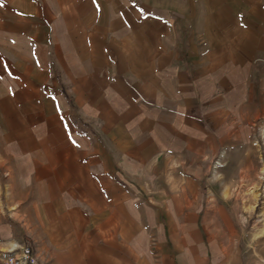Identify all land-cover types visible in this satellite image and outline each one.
Here are the masks:
<instances>
[{
  "label": "crops",
  "instance_id": "1",
  "mask_svg": "<svg viewBox=\"0 0 264 264\" xmlns=\"http://www.w3.org/2000/svg\"><path fill=\"white\" fill-rule=\"evenodd\" d=\"M64 7L31 2L0 34L1 134L25 190L0 264L20 243L38 264H227L191 223L201 183L186 158L221 150L264 0Z\"/></svg>",
  "mask_w": 264,
  "mask_h": 264
},
{
  "label": "rangeland",
  "instance_id": "2",
  "mask_svg": "<svg viewBox=\"0 0 264 264\" xmlns=\"http://www.w3.org/2000/svg\"><path fill=\"white\" fill-rule=\"evenodd\" d=\"M74 1L0 0V34L5 31L2 26L18 19L14 18L19 16L17 11L31 2L45 3L54 9L55 4L65 8ZM184 1L176 0L180 4ZM179 29L189 36L190 27L187 29L186 23ZM261 29L259 42L255 43L254 66L245 81L238 85L239 89H244H238L236 97V91L231 95L225 92L229 84L222 85L223 97H231V103L236 97L240 104H231L236 110L223 127L221 150L217 156L186 158V166L194 172L189 175L197 177L201 183L197 194L191 190L190 212L197 214L191 223H198L204 231L206 245L214 246L211 256L218 257L223 254L219 250H227L224 256L227 264L231 256L234 262L237 258V264H264V27ZM186 47L189 48L187 42ZM247 78L248 83H245ZM5 126L7 123L0 122V251L10 248L4 245L7 241L17 243L18 238H8L7 231L9 227L22 229L21 222L16 219L19 206L15 201L21 200L25 191L21 186L24 173H8V168L21 166L23 159L16 156L14 146L6 139L7 134H1ZM230 126L233 128L231 134L227 129ZM235 130L238 134H234Z\"/></svg>",
  "mask_w": 264,
  "mask_h": 264
},
{
  "label": "built area",
  "instance_id": "3",
  "mask_svg": "<svg viewBox=\"0 0 264 264\" xmlns=\"http://www.w3.org/2000/svg\"><path fill=\"white\" fill-rule=\"evenodd\" d=\"M4 264H38L32 247L27 243H20L1 254Z\"/></svg>",
  "mask_w": 264,
  "mask_h": 264
}]
</instances>
